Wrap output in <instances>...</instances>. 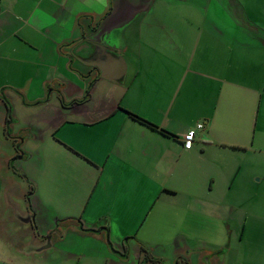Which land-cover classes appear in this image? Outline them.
<instances>
[{
  "label": "crops",
  "instance_id": "0c3cea01",
  "mask_svg": "<svg viewBox=\"0 0 264 264\" xmlns=\"http://www.w3.org/2000/svg\"><path fill=\"white\" fill-rule=\"evenodd\" d=\"M236 2L247 9L255 45H234L236 33L224 46L216 33L208 42L179 31V19L190 16H152L183 43L164 51L143 27L148 17L135 20L149 0H0V264H152L140 248L130 260L121 239L109 246L99 219L109 229L151 224L159 197L179 191L185 207L155 214L172 226L190 214L194 228L209 233L194 242L179 234L172 255H153L161 264H264L260 214L244 204L264 192V0ZM112 22H137L119 32L120 46L109 39ZM185 112L198 113L183 123ZM196 121L203 127L186 149L182 139ZM47 132L75 149L76 165L93 168V193L104 198L102 216L60 233L42 221L14 163L32 155L21 148L26 138ZM77 244L91 248L79 252Z\"/></svg>",
  "mask_w": 264,
  "mask_h": 264
},
{
  "label": "rangeland",
  "instance_id": "374dc122",
  "mask_svg": "<svg viewBox=\"0 0 264 264\" xmlns=\"http://www.w3.org/2000/svg\"><path fill=\"white\" fill-rule=\"evenodd\" d=\"M132 3V2H131ZM246 7L238 5L236 0H149V10L137 12L135 20L145 17L148 19L144 22V29L149 33L154 34L153 44L161 50H168V48L183 46L179 41L178 36L174 35L166 21L150 20L152 16L166 17L168 15L190 16L192 21H186L187 18L181 17L182 27L178 30L186 31L192 36L197 33L202 35L203 41L207 39L209 42L211 36L222 39L223 45L227 46L234 39H231V33H236L237 38L234 40V45H239L242 48L255 45V39L249 37V29L252 28L253 23L247 20L245 13ZM131 7L127 9L125 14L129 13ZM147 15V16H145ZM240 25V27L237 26ZM137 22L119 23L112 22L111 35L109 39L112 44L120 46L123 37L122 33H129L130 29H135ZM214 37V38H215ZM237 41V43H236ZM209 45V43H208ZM146 46V45H145ZM166 56V55H165ZM167 57V56H166ZM159 63H164L166 58L161 56L157 58ZM195 75V74H194ZM194 85V84H193ZM98 99L95 98L93 103ZM198 103V101H197ZM198 112L188 114L185 112L182 117L183 123H190L194 115ZM22 120V118H20ZM23 121V120H22ZM197 122V121H196ZM194 122L195 125L198 124ZM203 124V122H201ZM22 123L15 125L14 130L19 128ZM68 135L73 136L75 139V131H68ZM43 138H45L43 142ZM23 150L31 153V157L24 156L20 159H15L14 163L18 167H23L24 172L20 176L21 188L25 189L30 194V199L33 201H40V214L43 220L50 223V225L57 224L58 231L56 233L65 232L66 228L70 225H75L76 222L89 221L99 218L100 210L104 206V198L96 196L93 193V188L96 184V178L90 175L93 168L88 164H75V149L64 143L57 138H52L49 132L39 137L37 140L26 138L24 143L21 144ZM23 150H20L21 152ZM78 171L77 174H75ZM32 186V190L29 187ZM166 197V198H165ZM175 197V198H174ZM171 198L163 193L155 206V209L149 214V218L153 215V223L151 224H134L126 228L118 227L115 222H112L111 229L107 228L108 220L101 218V224L106 222V231H108V239L110 244L117 243L116 240H122L127 246V251L130 254V260L133 261L137 250L140 246H144L152 255L160 254L170 256L172 255L174 241L179 239V234L189 236L194 242L195 239L205 237V233L209 231H199L194 228L192 215H185L183 221L177 220L176 225L172 226L167 220H161L156 211H161L165 206L185 207L188 200L185 195L179 191L176 196ZM165 198V202L164 199ZM24 201V200H23ZM245 205L250 210H255L260 215L256 221L260 225L261 234H264V192L258 195H252L250 198L245 199ZM25 202V201H24ZM245 206V208H246ZM39 217V216H38ZM259 230V229H257ZM210 237V236H209ZM216 242L221 241L216 237ZM90 246V245H89ZM86 245L77 244L74 247L79 252H83L84 248H91ZM118 247V244L115 245ZM93 252L91 249H89ZM98 252V251H97ZM49 253H56L50 251ZM111 253L116 255L115 247H111ZM165 264H177L175 260L168 259ZM83 262V261H81ZM69 264V263H65ZM90 264H95L90 262Z\"/></svg>",
  "mask_w": 264,
  "mask_h": 264
},
{
  "label": "trees",
  "instance_id": "16d2710c",
  "mask_svg": "<svg viewBox=\"0 0 264 264\" xmlns=\"http://www.w3.org/2000/svg\"><path fill=\"white\" fill-rule=\"evenodd\" d=\"M128 113V115L134 119L135 121L143 124V125H146L154 130H157L159 132H162V133H167V134H171L169 133L167 130L163 129L162 127H159L158 125H156L155 123H152L151 121L147 120L146 118L136 114V113H133L131 111H126ZM79 223H81L79 221ZM82 228V227H81ZM86 231H92V232H95L97 230H94V229H85ZM99 231V229H98ZM108 236V235H107ZM107 243L108 245L110 246V242H109V239L107 237ZM140 251L143 255V260L144 261H150L152 264H161L160 261L158 259H156L155 257H153V255L148 251V249H146L144 246H140Z\"/></svg>",
  "mask_w": 264,
  "mask_h": 264
},
{
  "label": "built area",
  "instance_id": "2783aa9c",
  "mask_svg": "<svg viewBox=\"0 0 264 264\" xmlns=\"http://www.w3.org/2000/svg\"><path fill=\"white\" fill-rule=\"evenodd\" d=\"M202 127H203V124L202 123H198L196 125L195 129H193V128L189 129L185 133V135H184V137L182 139V145H183L184 148H186V149L191 148V146L193 144V141H194V138H195V135H196V129H200Z\"/></svg>",
  "mask_w": 264,
  "mask_h": 264
},
{
  "label": "water",
  "instance_id": "95a60500",
  "mask_svg": "<svg viewBox=\"0 0 264 264\" xmlns=\"http://www.w3.org/2000/svg\"><path fill=\"white\" fill-rule=\"evenodd\" d=\"M109 52H110V51H109ZM110 53H111V52H110ZM118 59L121 60L120 57H117V60H118ZM121 66L123 67V63H121ZM122 67H121V68H122ZM122 70H123V69H121V71H119V75H120V76H121V74H122V72H123ZM110 74H113V72L110 73V71L106 70V71H103L102 76H103V77H107V78H109ZM120 76H119V77H120ZM112 80H113V79H112ZM117 80H119V78H118ZM115 81H116V80H115Z\"/></svg>",
  "mask_w": 264,
  "mask_h": 264
}]
</instances>
